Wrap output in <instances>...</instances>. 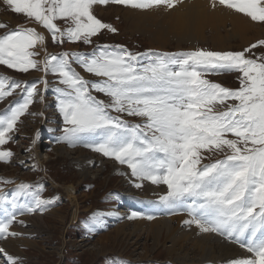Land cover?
Segmentation results:
<instances>
[{
  "label": "snow or ice",
  "instance_id": "6c2138e0",
  "mask_svg": "<svg viewBox=\"0 0 264 264\" xmlns=\"http://www.w3.org/2000/svg\"><path fill=\"white\" fill-rule=\"evenodd\" d=\"M177 2L3 0L7 8L42 27L59 45H91L102 31H117L94 14L96 5L150 9L162 4L172 8ZM219 3L253 22H264V0ZM0 28H7V24L0 22ZM46 40L35 27L18 26L0 35V65L23 73L37 70L45 77L23 84L0 77V98L10 95L12 89L23 93V103L12 108L11 115L0 118V146L12 139L8 133L33 103L37 85L43 83L48 91L46 77L51 74L64 86L55 89L66 125L64 142L70 146L84 143L126 164L134 178L165 185L168 191L159 202L172 211L187 206L192 218L184 221L186 225L195 223L202 232L230 239L264 231V52L255 57L252 54L253 49L264 48V40L242 51L198 49L179 57L151 50L137 53L122 45H97L92 53L49 54ZM41 51L43 59H36ZM73 64L101 79L86 80ZM221 71L240 73V86L231 89L205 78ZM93 92L109 100H100ZM125 116L141 122L131 123ZM202 152H208L209 158L216 154H223V158L204 164ZM13 155L10 149L0 150V161L11 162ZM135 187L142 185L136 183ZM49 203L52 201L37 199L27 211L35 212ZM13 222L14 216L0 221V239L16 235L9 233ZM241 246L251 255L229 264H264V239ZM0 254H4L6 264H22L2 248Z\"/></svg>",
  "mask_w": 264,
  "mask_h": 264
},
{
  "label": "rangeland",
  "instance_id": "374dc122",
  "mask_svg": "<svg viewBox=\"0 0 264 264\" xmlns=\"http://www.w3.org/2000/svg\"><path fill=\"white\" fill-rule=\"evenodd\" d=\"M209 1V3L211 1L214 4L216 3V6L219 3V0ZM178 3H175V6L172 8L163 4L157 7L154 6L157 10L154 7L150 9H134L113 3L96 5L94 7V12L96 11L94 14L103 22L110 24L117 31H102L101 34L93 37V43L91 45H85L83 43H74L73 45H78L76 48L79 49L86 48V53H92L97 46V42H101L99 45H122L137 53H144L151 50L161 54H175L179 57L182 53L198 49L212 51H228L230 49L229 51H242L254 42L264 40V22H253L249 17L236 11L232 16L235 19L238 17L244 18L245 25L250 29L246 32L247 34H244L246 35L244 37L249 42L242 41L240 35L234 33L233 21L224 27H218L224 37L231 39L226 42L228 43L226 49H220L214 46L211 41V36L215 34V29H218L215 28V23H209L203 29L204 41L200 39L196 42H189L186 36H179L180 28L190 20L194 21L197 17L191 16L185 21H181L179 28L176 29V22L179 20H174L170 16L176 8L181 7ZM190 3L183 2L181 5H191ZM224 7L225 9L229 8L227 5H224ZM210 8L213 11L216 9L214 6H210ZM154 10L156 12H153ZM231 10H233L232 12L235 11L234 9ZM180 11L183 12L185 10L180 9ZM140 12L152 13H149L148 19H143V22L140 23L138 22V14ZM25 18L23 14L12 12L3 4V0H0V22L6 23L7 28L11 22L28 21ZM168 20L172 21V23ZM57 23L63 24L59 20ZM171 25L174 26L177 32L171 29ZM10 29L13 30L14 28ZM5 31L8 32L7 29ZM159 31L164 34V43L156 40V32L158 33ZM107 40L110 43H104ZM51 47L57 50L61 46L52 42ZM69 47L74 49L72 45ZM151 47H160L162 50L151 49ZM62 49L60 48L59 51ZM64 49L67 50V45ZM260 52H264V48L258 47L252 50L254 57L259 55ZM80 53L83 52L80 51ZM72 66L73 68L77 67L76 64ZM0 69L5 73L2 76H6L10 80L15 81L21 80L15 78V75L24 79H30L29 75L40 73L35 72L37 70H29L33 72L29 74L23 73L14 71L3 65H0ZM83 72L88 76L86 80L96 81L101 79L84 70ZM234 75H238L239 77L240 73L235 71H221L207 74L205 78L226 86L230 81L235 80L233 78ZM53 77L52 92L54 99L57 100L56 110L63 120V116L58 108L60 95L55 92V89L57 87L63 88L64 86L58 84V77L54 75ZM13 90L15 89L11 91L13 92ZM38 93L40 94V92ZM93 95L106 102L109 100L107 96L101 93L93 92ZM19 97H21V93L14 92L12 98L6 101L7 103L0 105V114H4L3 116L5 118L11 115V109L23 103V98ZM40 97L33 99V103L22 114L23 117H19L21 120H24L19 124V127L15 126L13 131L8 133L12 139L6 145L0 146V150L10 149L13 153L19 152L20 154L18 153L16 161L22 160V156L24 155L21 153L24 149L30 148L31 144H34L33 148L38 145V143H35V140L34 142L32 141V138L35 135L38 137L41 130L45 128V125L51 126L47 129L48 131L54 130L48 103L43 101L42 98L44 97L42 94H40ZM1 99L0 104L3 100ZM115 114L113 113V115ZM124 119L131 123L141 122L136 117L125 116ZM65 127L66 125L63 120L62 130ZM64 135L65 133L63 131L58 141L48 139L44 141H49L46 145L52 144L51 146L54 148V151L50 155L43 152L40 158L38 157V151L41 145H39L37 152L34 149L38 161H41L40 164H37V167H34V170H37L36 174H30L19 168L18 162L20 161L15 162L11 166H0V178L7 176L19 178V181L12 183V185L14 184L12 187H9L7 185L8 183L0 182L2 187V193H0V197H2L0 198V221L8 220L14 216V222L10 224L9 233H14L15 231L16 234L15 236L9 234L5 238L0 239V248L4 249L5 254L17 258L18 261H22V264H105V258L107 257H110L109 260H113L117 264H136L142 262H171L172 264L193 262L197 264L200 253L194 249L188 240L186 242V239H184L183 241L185 242L183 243L178 242L174 236H169L164 232L162 223L158 226L152 225V221L160 218L150 210L153 208L154 211H157L158 208L164 205L158 199L168 191L165 185H153L151 182H147V180H138L132 176L131 170L126 164H121L114 158L105 157L103 154L84 146V143H77L75 146H70L62 140ZM228 138L235 139L232 136ZM60 145H67V150L74 151L75 154L71 156L66 154L60 156L58 151H56ZM79 150L84 152V156L78 152ZM43 151L45 150L43 149ZM202 155L205 157L202 160L204 164L223 158V154H216L211 156V158H209L210 154L208 152H202ZM26 158L25 156L23 159ZM42 158L48 159L42 161ZM83 167L91 168L84 182L82 175H80ZM129 179L132 180L131 184H128ZM136 183L143 185L137 188L135 187ZM147 184L150 186H146ZM21 185L30 187L22 188ZM146 187H163L161 191L162 193L164 191V193L161 194V191L151 189L154 191L152 194L146 190ZM146 193L149 197L155 198H147ZM50 198H52V203L44 205L35 212L27 211L29 206H35L37 199L51 201ZM128 203L132 204V208ZM183 210L178 208L170 213L171 217L176 219V222L172 225L176 230L182 228L178 223L179 217L191 219ZM134 212L138 214L135 217L132 216ZM149 216L152 218L149 219ZM140 221H146V224ZM117 230H121L122 236L120 235L115 241L113 236ZM9 239H12L13 242L11 243L12 240L10 241ZM12 246L17 250H12ZM6 247L12 250L13 254ZM103 253L107 255L104 256ZM0 256V264H6L4 254H0ZM143 258L146 259L141 260ZM207 264L215 263L208 262Z\"/></svg>",
  "mask_w": 264,
  "mask_h": 264
},
{
  "label": "bare ground",
  "instance_id": "6f19581e",
  "mask_svg": "<svg viewBox=\"0 0 264 264\" xmlns=\"http://www.w3.org/2000/svg\"><path fill=\"white\" fill-rule=\"evenodd\" d=\"M208 1L209 0H182V1L179 0L178 5H180L181 7L176 8V10L170 16L174 20L175 19L179 20L178 22H176V29L179 28V24H180L181 21H185L186 19H188L191 16L197 17V19L195 18L194 21L190 20L189 22H187L186 25L181 26L179 36H186V38H187V40L189 42L190 41L196 42V41H199L200 39H201V41H204L205 37H204L203 29L209 23H215V28H218L219 26H223L224 27L226 24H228L229 22L233 21L234 23L232 24V26L234 28V33L237 34V35H240L242 41L249 42V40L244 37V36H246L244 34L248 30H250L247 27V25H245L246 23L244 22L245 21L244 18L242 19V18H239L237 16L238 18L235 19L234 16H232V15H234L236 13V11L232 12L233 10H231L229 8L225 9L224 5H221L220 3H217V6H216L215 5L216 3L214 4V3H212V1H211V3H212V5H211V3H209L210 1L209 2ZM183 2H191L190 3L191 5L185 4V5L182 6L181 3H183ZM213 5H215L214 7H216V9L214 11L210 8V6H213ZM108 7H110V6H108ZM155 7H157V6H155ZM155 7H154V9H156ZM187 7L192 9V10L188 9ZM180 9L185 10V11L182 12V11H180ZM96 10H98V9H96ZM156 10H154L153 12H156ZM158 10H159V8H158ZM149 13H152V12H148V13L147 12H140L138 14L139 21L138 20L137 21L142 23L143 19H145V20L148 19ZM131 15H133V14H131ZM241 17H242V15H241ZM233 19H235V20H233ZM168 21H170V20H168ZM170 22L172 23V21H170ZM18 26L21 27V28H23V27H35L37 29V31L41 32L42 34H44L47 37V40H46L47 53H50V54L57 53L56 52L57 50H54L51 47V40H50L48 34L44 31V29L42 27L34 24L32 21H15V22H11V23L8 24V29H10V28L16 29ZM250 27L252 28L251 25H250ZM171 29H173V30H175L177 32V30L172 25H171ZM248 34H249V32H248ZM163 35L164 34H162L160 31L158 33L156 32V40H158V42L160 41L161 43H164L165 42V38H164ZM232 39H235V38H232ZM230 40H231L230 38L223 36V34L221 33L220 28H218L217 30L215 29V34L211 36V41L213 42L214 46L219 47L220 49H226L227 44H228L226 42H228ZM108 41L109 40L104 41V43H110ZM67 49L72 50V48H70V47H68ZM151 49H156V50L158 49L159 50L160 47L159 48L158 47H151ZM81 50L87 51L86 48H82ZM160 50H162V49H160ZM40 55H41V57L39 56L38 59L42 60L43 56H44V52L41 51ZM29 76H30V79L45 78L44 77V73H42V72H40L39 74H33V75H29ZM46 78H48V77H46ZM25 80H27V79H25ZM43 95H45V92L42 93V96ZM42 99H43L44 102H47V100H45V97L42 98ZM35 143H37V142L35 141ZM66 146L60 145L59 147H57L56 151H58L60 156H64V154L69 155V156L75 154L74 151L72 152V151L67 150ZM38 148H39V145L35 146V151L36 152L38 151ZM78 152H80L84 156V152L82 150H79ZM87 156H89V155H87ZM102 161H104V159H102ZM99 162H101V161H99ZM0 166H4V165H0ZM90 167H92V166H90ZM90 167H83L82 170H81L82 172H81L80 175H82V179H84L83 182L86 180V178L88 177V174L90 173V169H91ZM94 179H96V178L94 177ZM110 179H112V178H110ZM134 181H136V180H134ZM147 182H149V181H147ZM131 183H132V180L129 179L128 180V184H131ZM146 186H150V185L147 184ZM161 188H163V187H161ZM161 188L146 187V190L149 193L153 194L154 191L151 190V189H156L158 191H161ZM163 193H164V191H163ZM163 193L161 191V194H163ZM158 195L160 196L159 193H158ZM146 196H148L147 198H155V197H149V195H147V193H146ZM128 205L132 206V204H130V203H128ZM180 209L181 210L184 209L183 211H185L186 215L189 216L187 211H186V206L181 207ZM151 210H153V208ZM171 211L172 210H170L166 205H163L161 208H158L157 211L153 210L154 214H157L160 219H156V220L152 221V225L158 226L160 223H162L164 232L167 233V235L174 236V238L178 242H182V243L185 242V241H183L184 239H186V242L188 240L190 242V244L194 247V249L197 250L200 253L199 259L197 260V264H207L208 262H212V263H215V264H228L233 259L249 257V255L246 253L247 252L246 248L242 247L241 244L243 242H246V244H244V245H247L253 240L258 242L259 240L262 239V236L264 235V231H261L260 233L255 234V235H253V234H245L243 236H240L239 239L231 238V239L228 240L229 237L226 236V235H221V234H218V233L215 234L214 232H202L195 225V223H193L191 225L184 224L185 220H189V218H184V217H179L180 219H178L179 220L178 223H179V226L182 227V228H178L177 227L178 229L176 230L172 226L174 224V222H176V219L171 217V214H170ZM118 214H119V212H118ZM121 217H122V215H121ZM130 220H131V218H130ZM131 221H133V220H131ZM140 222L143 223V224H146V221H140ZM257 231H256V233H257ZM14 233H15V231H14ZM115 233L116 234L113 236V239L116 241L117 238L122 234V232H121V230H117ZM106 239H108V238H106ZM9 240L11 241L12 239H9ZM12 242H13V240L11 241V243ZM238 246L242 247L243 249L240 250L239 248H237ZM11 248H13L12 250H17L13 246ZM12 250H9V251L13 254ZM7 253H9V252H7ZM106 253H103V255L106 256L108 254V253L107 254ZM145 259L146 258H143L141 260H145ZM182 264H194V263L193 262L192 263L183 262Z\"/></svg>",
  "mask_w": 264,
  "mask_h": 264
},
{
  "label": "trees",
  "instance_id": "16d2710c",
  "mask_svg": "<svg viewBox=\"0 0 264 264\" xmlns=\"http://www.w3.org/2000/svg\"><path fill=\"white\" fill-rule=\"evenodd\" d=\"M110 257L105 258V264H117L116 262H114L113 260H109ZM150 264H158L155 262H149Z\"/></svg>",
  "mask_w": 264,
  "mask_h": 264
},
{
  "label": "crops",
  "instance_id": "0c3cea01",
  "mask_svg": "<svg viewBox=\"0 0 264 264\" xmlns=\"http://www.w3.org/2000/svg\"><path fill=\"white\" fill-rule=\"evenodd\" d=\"M237 84H239V81H234L233 83H230V85L225 86V87H228V88H231V89H235V86H237Z\"/></svg>",
  "mask_w": 264,
  "mask_h": 264
},
{
  "label": "clouds",
  "instance_id": "9594fccd",
  "mask_svg": "<svg viewBox=\"0 0 264 264\" xmlns=\"http://www.w3.org/2000/svg\"><path fill=\"white\" fill-rule=\"evenodd\" d=\"M43 145H45V144H44V143H42V144H41V147H42Z\"/></svg>",
  "mask_w": 264,
  "mask_h": 264
},
{
  "label": "flooded vegetation",
  "instance_id": "af4514ba",
  "mask_svg": "<svg viewBox=\"0 0 264 264\" xmlns=\"http://www.w3.org/2000/svg\"><path fill=\"white\" fill-rule=\"evenodd\" d=\"M99 43H101V42H99ZM101 46H103L102 44H100Z\"/></svg>",
  "mask_w": 264,
  "mask_h": 264
},
{
  "label": "built area",
  "instance_id": "2783aa9c",
  "mask_svg": "<svg viewBox=\"0 0 264 264\" xmlns=\"http://www.w3.org/2000/svg\"><path fill=\"white\" fill-rule=\"evenodd\" d=\"M61 47H59V49H60Z\"/></svg>",
  "mask_w": 264,
  "mask_h": 264
}]
</instances>
